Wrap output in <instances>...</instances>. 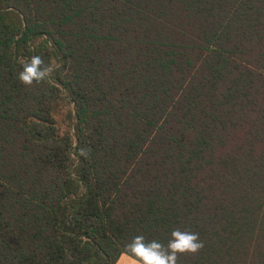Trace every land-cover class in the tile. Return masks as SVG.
I'll use <instances>...</instances> for the list:
<instances>
[{"label":"trees","instance_id":"obj_1","mask_svg":"<svg viewBox=\"0 0 264 264\" xmlns=\"http://www.w3.org/2000/svg\"><path fill=\"white\" fill-rule=\"evenodd\" d=\"M176 228L205 245L178 264H264V0H0V264Z\"/></svg>","mask_w":264,"mask_h":264},{"label":"clouds","instance_id":"obj_2","mask_svg":"<svg viewBox=\"0 0 264 264\" xmlns=\"http://www.w3.org/2000/svg\"><path fill=\"white\" fill-rule=\"evenodd\" d=\"M54 70L51 64H45L41 56L33 55L22 62L18 79L24 86L31 87L34 83L46 82ZM87 151L81 149L82 154H87ZM204 246L199 233L176 228L166 245L156 239L148 241L144 235H136L124 245V254L135 264H178L181 255H196Z\"/></svg>","mask_w":264,"mask_h":264},{"label":"rangeland","instance_id":"obj_3","mask_svg":"<svg viewBox=\"0 0 264 264\" xmlns=\"http://www.w3.org/2000/svg\"><path fill=\"white\" fill-rule=\"evenodd\" d=\"M70 109H71V106L67 103H64L62 112H60L56 116V118L58 120V124L62 128V130H66L68 128V119H67L66 113Z\"/></svg>","mask_w":264,"mask_h":264},{"label":"crops","instance_id":"obj_4","mask_svg":"<svg viewBox=\"0 0 264 264\" xmlns=\"http://www.w3.org/2000/svg\"><path fill=\"white\" fill-rule=\"evenodd\" d=\"M116 264H135V262L129 256L122 254Z\"/></svg>","mask_w":264,"mask_h":264}]
</instances>
